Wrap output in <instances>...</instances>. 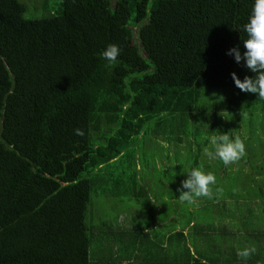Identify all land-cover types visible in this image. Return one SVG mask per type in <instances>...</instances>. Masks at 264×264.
<instances>
[{
	"label": "trees",
	"instance_id": "obj_1",
	"mask_svg": "<svg viewBox=\"0 0 264 264\" xmlns=\"http://www.w3.org/2000/svg\"><path fill=\"white\" fill-rule=\"evenodd\" d=\"M253 3L63 0L51 17L26 19L19 0H0V264L263 263L257 239L233 246L224 230L242 208L264 225V187L238 168L227 195L217 185L228 177L212 185L209 218L179 212L188 168L174 158L212 134L200 130L204 90L237 94L231 73L254 77L226 54L243 53ZM109 44L120 49L112 64L101 56ZM148 146L162 147L160 164ZM243 170L264 177L262 165ZM120 196L147 199L148 223L98 222V200ZM244 248L254 249L246 260Z\"/></svg>",
	"mask_w": 264,
	"mask_h": 264
},
{
	"label": "rangeland",
	"instance_id": "obj_2",
	"mask_svg": "<svg viewBox=\"0 0 264 264\" xmlns=\"http://www.w3.org/2000/svg\"><path fill=\"white\" fill-rule=\"evenodd\" d=\"M19 1L25 5L24 18L41 19L54 15L56 13V9L60 7L63 0ZM112 1L113 3L116 2V0ZM228 92L234 91L230 90ZM228 92L221 89L204 90L203 93L207 96L203 98L202 104H208V110H203L200 113L202 114L200 117L204 116V122H201L203 127H201L200 130L201 132L212 131L213 135L228 133L230 137H238L243 142L244 154L238 160L228 164L227 166H248L251 169H258V166L261 165L264 167V99L258 98L256 94L241 92L240 90L237 94ZM229 106H231L233 111L222 110L224 107ZM210 107H212L211 110H209ZM202 140H209V136L202 138ZM200 144H202V142ZM148 150H151L150 155H152L149 156V159L153 160L152 157H154L155 161H157L156 164H160L159 157H163L162 148H160L159 146H148ZM195 153V148H193L192 150L190 146L186 145L183 153L180 154V151H178L176 154L174 153V158L179 157L180 165L183 166L184 170H186L187 167H193L194 161L197 160V154ZM165 154L167 155L166 152ZM209 161V163L211 164L209 170L210 172H212L215 178L218 179L217 169L221 168V166H224V164L219 159H213ZM116 169L117 168H113L111 170L113 176H116L118 172ZM227 170L229 171V173L226 177H228L229 179L225 182H222V184H224L225 186H221L220 184L217 185L218 187L220 186L219 188H223L220 191L222 196L227 195V187L231 184L233 179L235 178V180H237L236 177H234L236 176V174L230 171L229 168H227ZM240 170L242 171H238V178L246 180L247 182H250L252 179H254V182H256L258 186H260L261 188L264 187V177L260 179L257 175L253 173L251 174L248 170H243L241 168ZM151 176L157 178V180L160 181L159 179L161 178V175L151 173ZM174 178L175 175H173L172 180H174ZM174 182L175 180L172 181V184H174ZM160 187V189H162V186ZM210 187H212V185ZM213 188L214 187H212L211 189V197L213 196ZM239 192L248 193V190L241 189L239 190ZM150 194L156 195L155 192H150ZM249 194L252 195L254 193L252 191H249ZM121 199L123 201L122 203ZM152 199L154 200V197H152ZM207 199L208 198L201 197L197 200V204L182 203L179 212H185L184 209L191 211L195 209L196 211L199 210L198 216H201L202 219L209 218L211 214L210 210H213L214 208L210 200ZM128 200V196H120L113 199H106V197H104L101 200L99 199L98 203L100 204V206H97L96 203V205L92 208L94 210V213L100 216L99 217L97 215L99 218L98 222L100 221V219H104V217H106L107 220L113 224L121 223L124 221L125 214H128L134 219L135 226L142 227L147 224L149 221V201L145 198L141 200L133 199L131 202H128ZM224 202L231 203L232 201ZM202 204L204 205L202 206ZM198 205H200V207H197ZM161 209L162 207L160 208V210ZM245 211L246 209L242 208L237 211L239 213V216H237V214L236 216H233V218L236 219V222H239L242 225L237 224L236 222H234L235 225L234 223H231L233 225H230L229 223L228 227L224 230L226 238V241L224 242L226 244L237 246L238 243H233L234 239L243 241V239L247 237V239L249 240L257 239L256 242L260 240L261 247L264 249V241L261 240V238H258L259 233L261 232V229L264 227V225L262 223H257L253 218L247 219L245 217L247 215V213L245 214ZM255 213L257 212L255 211ZM102 215H104V217H102ZM258 216L260 217V214ZM242 217L244 218L245 223H243ZM93 222H95L94 219ZM131 227H133V223L131 224ZM237 233L240 234L237 235ZM235 236H237L238 238H236ZM219 237L220 235H218V240L220 241ZM98 245V241L93 242L91 252L95 251ZM117 248L119 247L114 248L116 252L118 250Z\"/></svg>",
	"mask_w": 264,
	"mask_h": 264
},
{
	"label": "clouds",
	"instance_id": "obj_3",
	"mask_svg": "<svg viewBox=\"0 0 264 264\" xmlns=\"http://www.w3.org/2000/svg\"><path fill=\"white\" fill-rule=\"evenodd\" d=\"M247 39L242 41L243 53L239 47H233L226 53L233 57L238 65L243 61V66L254 73V77L245 76L243 80L231 73V78L236 88L241 92L256 94L264 99V0H254L247 23L243 25ZM120 55L116 44H109L101 52V56L109 64L115 63ZM76 135H83L80 129L74 130ZM203 156L210 160L219 159L224 165L238 160L244 154V144L238 137H230L228 133L209 136V145L202 148ZM177 189L178 199L181 203L195 204L201 197L211 196V185L216 183V178L211 172H205L199 167L190 168ZM254 249L244 248L237 251V256L247 259Z\"/></svg>",
	"mask_w": 264,
	"mask_h": 264
},
{
	"label": "crops",
	"instance_id": "obj_4",
	"mask_svg": "<svg viewBox=\"0 0 264 264\" xmlns=\"http://www.w3.org/2000/svg\"><path fill=\"white\" fill-rule=\"evenodd\" d=\"M211 135H213V134H211ZM193 144V147H191L192 148V150H193V148H195V152L197 153V161L193 164V167H199V168H201L203 171H205L206 173L207 172H210V170H209V168L211 167V164L209 163L210 161V159H208L207 157H205V156H203V154H202V148L203 147H205V146H208L209 145V140H204V141H202V144H200L199 145V147H197V145H195L194 143H192ZM162 147H166V145L162 142ZM200 146H201V148H200ZM161 147V148H162ZM181 147H183V146H181ZM200 148V149H199ZM181 152L183 153V149L181 148ZM199 159V160H198ZM175 165H178V162H175ZM248 166H227V165H224V166H221V168H219V169H217V174H218V178H224V177H226L227 175H228V173H229V171L227 170V168H231L230 169V171H232V172H234L236 169H238V168H241V169H245V168H247ZM188 168V170L190 169V168H192V167H187ZM228 171V172H227ZM187 173V172H186ZM212 173V172H211ZM259 178L261 177V175H257ZM211 197V196H210ZM210 197H203V198H210ZM165 200H167V198H165L164 197V201ZM169 200V199H168ZM167 200V201H168ZM162 206H159V208L158 209H160ZM200 207V206H199ZM226 224H227V222H226ZM224 225H225V223H224ZM264 231V227L261 229V231ZM261 240H263L264 241V237H261ZM258 246L259 247H257V248H259V249H262L261 251H263V253L261 254V255H263L264 254V249L261 247V242H260V240H259V242H258ZM262 257V256H261ZM261 260H263V263L262 264H264V259H263V257H262V259H260V261Z\"/></svg>",
	"mask_w": 264,
	"mask_h": 264
}]
</instances>
